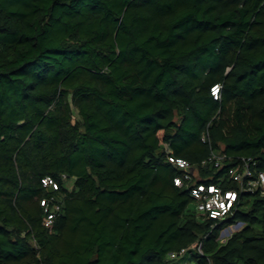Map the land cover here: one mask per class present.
<instances>
[{"label": "trees", "instance_id": "obj_1", "mask_svg": "<svg viewBox=\"0 0 264 264\" xmlns=\"http://www.w3.org/2000/svg\"><path fill=\"white\" fill-rule=\"evenodd\" d=\"M168 150L264 172V0H0V264H264V198L202 217Z\"/></svg>", "mask_w": 264, "mask_h": 264}, {"label": "built area", "instance_id": "obj_2", "mask_svg": "<svg viewBox=\"0 0 264 264\" xmlns=\"http://www.w3.org/2000/svg\"><path fill=\"white\" fill-rule=\"evenodd\" d=\"M221 85L212 88V96L215 101L221 99ZM206 141V138H203ZM168 161L182 172V176L175 180L178 187L187 185L191 196L195 200L196 209L200 216L222 221L234 216L240 201V195L244 193L260 194L264 198V172L252 169L250 160L243 159L240 164L229 170V179L236 185V189H224L218 184H207L201 182L199 170L194 168L188 161L175 158L168 150ZM227 155L219 152H212L210 156L203 162V166L214 165L217 169H222ZM46 187L56 184L51 179L44 181ZM45 207L47 217L46 225H51L61 210L60 205L50 207V201L42 202ZM244 224L239 222L224 229L220 235L222 242L231 237V230L236 228L240 231ZM236 231V232H237ZM235 233V232H234ZM192 252L203 254L202 243H198L190 248L183 249L180 252L171 253L170 259L180 262V264H188L187 259L191 257ZM188 256V257H187Z\"/></svg>", "mask_w": 264, "mask_h": 264}, {"label": "rangeland", "instance_id": "obj_3", "mask_svg": "<svg viewBox=\"0 0 264 264\" xmlns=\"http://www.w3.org/2000/svg\"><path fill=\"white\" fill-rule=\"evenodd\" d=\"M73 185H74V181L73 180H68L67 182H66V186H67V188L68 189H72L73 188ZM237 231V229L236 228H233L232 230H231V233L233 234L234 232H236ZM223 232V231H222ZM188 257V256H187Z\"/></svg>", "mask_w": 264, "mask_h": 264}]
</instances>
